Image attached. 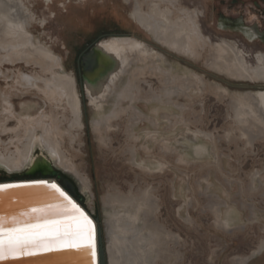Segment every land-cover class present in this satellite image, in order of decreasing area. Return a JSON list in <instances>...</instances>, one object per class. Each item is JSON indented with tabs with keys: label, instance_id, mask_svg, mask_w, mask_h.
<instances>
[{
	"label": "rangeland",
	"instance_id": "374dc122",
	"mask_svg": "<svg viewBox=\"0 0 264 264\" xmlns=\"http://www.w3.org/2000/svg\"><path fill=\"white\" fill-rule=\"evenodd\" d=\"M6 1L12 3L16 0ZM19 1L22 3L19 11L24 19L23 27L35 46L57 56L62 63L60 72L74 80L82 128L71 131L68 113L55 107L51 109L35 90V95L19 93L20 96L12 90L17 77L33 76L34 72L40 75L36 66L22 62L15 65L4 63L0 65V111L4 106L2 98L10 94L16 117L9 120L0 114L3 119L0 122V157L16 156L14 144L20 149L26 146L24 140L21 144L14 141V137L23 136V132L11 131L16 128L19 118L31 115L35 119L45 112L48 118L43 117L44 123L49 124L53 118L58 129L69 131L71 137L58 138L59 147L72 168L87 181L88 190L49 159L50 162L49 153L40 145L34 147L30 163L25 168L9 172L0 167V183L29 179V173L35 172L32 162L37 159L47 173H54L48 165L56 166L58 171L67 175L63 177L71 186L75 200L98 221L104 250L108 245L104 199L114 195L130 198L139 206L141 203L140 207L147 210L130 221L152 239L148 243L149 249L137 244L142 251L135 260L137 264H152V261L154 264H235L239 256L244 257L259 246L264 240V138L257 136L255 131L243 129L244 122H238L230 102L221 97V90L235 95L264 92V87L235 82L207 69L202 61L195 62L161 47L133 21L135 0ZM179 1L183 8L201 15L198 23L205 37L213 43L225 39L235 44L247 65L255 66V56L264 53V1ZM142 9L146 10L144 6ZM237 21L242 25L235 24ZM240 26H255L261 36L251 40ZM111 34L127 35L156 46L158 49L154 51L165 57L166 64L160 62L163 66L172 67L173 72L179 69L180 74L196 75L200 82L189 85L183 76L178 78L169 101L165 100L160 106L149 103L154 97L161 96L159 79L146 75L141 78L139 95L133 106L146 115L148 121L135 125L128 119L130 116L121 115L111 121L110 131L106 128L101 132L94 131L92 120L96 114L86 101L83 106L79 93L78 62L90 51L93 43ZM167 82L168 78L165 79ZM21 105L29 110H23ZM122 105L128 104L122 102ZM137 115L133 116L135 121ZM43 131V125H40L32 133L35 138H40ZM153 132H157L155 139L147 137ZM129 135L138 138L137 142L128 138ZM73 137L75 139L71 142ZM132 148L137 150L134 154ZM47 178L58 182L52 176ZM150 200L154 206L149 204ZM135 207L116 206L122 209L117 214L119 220L124 219L123 213L127 209L138 211ZM113 250L120 251L116 264H125L126 250L115 244ZM249 264H264V253Z\"/></svg>",
	"mask_w": 264,
	"mask_h": 264
},
{
	"label": "bare ground",
	"instance_id": "6f19581e",
	"mask_svg": "<svg viewBox=\"0 0 264 264\" xmlns=\"http://www.w3.org/2000/svg\"><path fill=\"white\" fill-rule=\"evenodd\" d=\"M44 1L46 3L49 2V0ZM135 3V12L133 14L135 22L161 47L175 52L176 54L186 56L195 62L202 61L207 69L226 76L231 80H235V82H249L254 85H259V87H264V53H258L255 56L254 60H256V64L254 67L248 66L235 44L225 39H221L218 43H213L210 38L205 37L199 28L197 13L183 8L177 0H135ZM20 6H22V3L19 0L13 1L12 3H7L5 0L0 1V65L4 63L15 65L18 63L21 64L22 62L27 66H36L41 72L40 75L34 72L33 76L21 75L17 77L18 79L15 80L16 82H13V86L15 87L11 89L15 91L18 96H20L19 93H21V95L25 93L35 95L33 90L40 93L44 97L43 99L48 102L51 109L55 107L58 110H62V113H68L71 118L69 124V129L71 131H79L82 128V122L74 80L71 76L64 74V72H60L59 69L62 68V63L57 56L44 48L35 46L29 36L30 34H28L23 27L24 19L22 18V13L19 11ZM143 6L146 10L142 9ZM241 27L244 29L245 36L251 40L261 36L256 27L248 28L240 26V28ZM106 48H113L115 51L113 55L114 65L113 67L105 69L106 71L102 73L104 75L99 81H92L88 85L91 93L89 100L90 108L96 114V118L92 120L93 128L96 132H101L105 130V128L106 131H110L111 121L121 115L130 116L128 119L134 121L135 125L142 121H148L146 115L142 114L141 111L139 112L133 106L139 95V83L141 78H144L146 75L159 79V83L162 87L161 96L154 97L149 103L155 102L160 106H162L165 100L169 101L168 99L172 96V88H174V84L178 78L183 76L189 85H195L197 82H200L196 75L188 76V74L183 72V74H180L179 69V71L176 70V72H173L172 67L168 68V66H163L160 63L162 61L166 64L163 54L155 52L153 49H150V47H143L141 43H132L127 46V48H123V50L119 51L114 47L113 42H110L106 45ZM171 64L172 63H170V65ZM166 78L169 80L167 84L165 83ZM17 88H20V91H17ZM23 90L25 92H23ZM221 97H225L230 102L235 117L239 119L238 122L240 124L244 122L245 125L243 129H246V131H255L257 136H262L264 138V92H246L232 95L225 90H221ZM2 100L4 106L0 114L7 117L9 120L14 119V117H16V109L10 104V94L7 95V98H2ZM145 100L148 101L150 99ZM122 102H127L128 105L123 106ZM21 108L23 110H29V107L25 105H21ZM135 113L138 114L136 118L137 121L133 119ZM43 114L44 115L41 114L35 119H33L31 115H25V117L19 118L16 128L11 131L16 132L17 130H21L23 136L16 135L14 141H16L17 144H21L24 140L26 146L20 149L18 145L16 146L14 144L16 156L10 158L0 157V167H4L9 172L25 168L30 163L34 147L40 145L50 154L54 160V164L58 168L74 177L84 190H88L87 181L72 168V165L64 158L59 147L58 138H62L64 135L66 137H71L69 131L62 132L58 129V123L50 117L51 124L44 123L43 117H47V115H45V112ZM1 115L0 122L3 120ZM40 125L44 127L43 134L40 138H35L32 132L37 130ZM239 127L242 128V125H239ZM4 130L7 132L8 129L4 128ZM131 132L132 130H130V133ZM242 132L245 133V130ZM248 133L249 132H247V135ZM156 134L157 132H153V135L148 134L147 137H153L155 139ZM128 138L133 142H137L138 140V138L131 135H129ZM74 139V137L70 138L71 142H73ZM259 139V141H261V138ZM155 143L158 144L157 141H155ZM142 148H144V146ZM197 148L200 150L199 147ZM130 150L133 154L137 151H133V148ZM144 150L146 153H149V150ZM50 182L57 184L55 180H50ZM151 201L152 200H150L149 203L150 205L152 203ZM139 204L140 206L142 205L141 203ZM104 205L106 208L104 216L108 238L106 251L109 256V264H116L119 257L118 252L120 253V251L113 250L114 244L126 250L124 254L125 264H137L135 260L142 252L137 248V244H141L144 248L149 249L148 243L152 239V236L146 233L143 234L144 231L142 232L143 229L141 227L140 229L139 227L135 228V225L130 219L135 218L139 213L141 215L143 210L147 209H142L130 198L125 199L114 195H110L107 199H104ZM116 206H127L129 208L136 206L138 207V211L127 209L123 213L124 219L120 221L117 214H119L122 209H117ZM59 207L60 205H57L49 209ZM44 209L47 208L33 209L30 214H25L23 217L24 219L20 220H28L30 215H35L37 211ZM72 210L71 207L67 209V211ZM131 213L134 214L130 215ZM58 219L68 224H74L78 217L61 216L58 217ZM14 221L15 220H9L8 222L12 224ZM91 226L93 229L92 224ZM9 230L10 229L7 228L0 233L6 234ZM142 235L143 237L141 238L140 236ZM94 237L95 232L93 229L92 250L90 254L93 263L95 261ZM68 248L79 249L81 251L87 249L89 251L87 241L79 243L78 246H65L52 251L66 250ZM262 251H264V240L259 244L256 250L252 251L251 255L255 257L259 256ZM44 252L48 251H37L35 254ZM19 256L21 255H6L3 258L6 259ZM247 260V257H243L237 259L235 264H245ZM152 264H154V261H152Z\"/></svg>",
	"mask_w": 264,
	"mask_h": 264
},
{
	"label": "water",
	"instance_id": "95a60500",
	"mask_svg": "<svg viewBox=\"0 0 264 264\" xmlns=\"http://www.w3.org/2000/svg\"><path fill=\"white\" fill-rule=\"evenodd\" d=\"M113 42L114 47L119 51L123 48H127L132 43H141L143 47H150V49H158L156 46L142 42L136 38L129 37L127 35H105L102 36L96 43L91 45L90 51L78 62L81 75V85L83 89V106L84 101L90 107V90L89 84L92 81H99L103 77L106 68L113 67L114 63V50L107 49L106 45ZM80 73V72H79ZM48 158L54 162L52 157L48 154ZM38 159L32 162V168L34 173H29L32 177L36 173L42 175L40 179H28L20 181H7L1 182L0 187L12 186L6 188L4 191H0V224H5L1 231L9 228L12 225L8 221L24 219L25 214H30L33 209L51 208L61 205L64 202V198L60 195L61 192L64 196L75 204L77 208L83 212L87 217L95 232L94 237V263L91 259V251L85 249L81 251L79 249H63L58 251H48L44 253H38L34 255H21L19 257L1 258L0 264H109L108 252L103 249L101 240V230L98 226V221L94 219L72 196L73 190L69 183L65 180L63 187L58 183L50 182L47 177L50 173L46 172V168L38 164ZM3 170H6L4 167ZM69 176V175H68ZM49 181V182H48ZM55 185V188L51 187ZM59 189V191H57ZM71 207V205H69ZM94 223V224H93ZM2 234V233H0Z\"/></svg>",
	"mask_w": 264,
	"mask_h": 264
},
{
	"label": "snow or ice",
	"instance_id": "6c2138e0",
	"mask_svg": "<svg viewBox=\"0 0 264 264\" xmlns=\"http://www.w3.org/2000/svg\"><path fill=\"white\" fill-rule=\"evenodd\" d=\"M12 186L0 187V191ZM51 187L55 188V185ZM59 191V189H57ZM59 208L44 209L30 215L28 220H16L9 225L6 234H0V258L6 255H32L37 251H52L60 247L78 246L87 241L89 251L92 250L93 229L91 221L75 204L64 196ZM71 205L72 211H67ZM77 218L74 224H68L58 217ZM4 225L0 224V229Z\"/></svg>",
	"mask_w": 264,
	"mask_h": 264
},
{
	"label": "flooded vegetation",
	"instance_id": "af4514ba",
	"mask_svg": "<svg viewBox=\"0 0 264 264\" xmlns=\"http://www.w3.org/2000/svg\"><path fill=\"white\" fill-rule=\"evenodd\" d=\"M128 1H132L133 2V0H128ZM181 5H183L179 0H177ZM262 1H264V0H262ZM262 14H263V16H264V9L262 10ZM200 16L201 15H198L197 14V17H198V20H200L201 21V19H200ZM131 17H132V19H133V21L135 22V19H134V16L133 15H131ZM235 21H232V23H234ZM137 24V23H136ZM235 24H240V22L239 21H237V23H235ZM199 27H201V30H202V26H201V24H199ZM252 27H255V26H249L248 28H252ZM143 30V29H142ZM144 31V30H143ZM203 31V30H202ZM145 32V31H144ZM146 33V32H145ZM147 34V33H146ZM148 35V34H147ZM149 37H151L150 35H148ZM154 41V40H153ZM80 75H81V70H80ZM78 87H79V93L81 94V97H82V100H83V89H82V85H81V80H80V78H79V80H78ZM15 106V105H14ZM48 160H49V158H48ZM50 161V160H49ZM51 162V161H50ZM48 167H50L49 168V170L50 171H54V173L53 172H49L50 173V175L48 176V177H54V178H56L57 180H58V182H60V183H58L61 187H63L64 185H63V182L66 180L64 177H63V175L64 176H67L64 172H62V171H58L57 170V167L56 166H53L52 165V167H51V165H48ZM48 170V169H47ZM28 176H31V175H28ZM35 177H37L38 179H40V178H42V175L41 174H39V173H36V175H35ZM31 178H33L32 176H31ZM67 181V180H66ZM72 196H73V198L75 199L76 198V196H75V194H74V192L72 193ZM258 248V245H257V247L256 248H254V249H257ZM253 249V250H254ZM252 250V251H253ZM252 251H250L247 255H245L244 257H247L248 258V260H247V262L245 263V264H249V262L252 260V259H254V258H258V257H261V255L264 253V251H262L261 253H260V255L259 256H253V255H251L252 254ZM253 256V257H252ZM241 257H243V256H239L238 258H241Z\"/></svg>",
	"mask_w": 264,
	"mask_h": 264
},
{
	"label": "trees",
	"instance_id": "16d2710c",
	"mask_svg": "<svg viewBox=\"0 0 264 264\" xmlns=\"http://www.w3.org/2000/svg\"><path fill=\"white\" fill-rule=\"evenodd\" d=\"M27 178H29V179H31V176L29 177V176H27ZM4 179H6V178H4ZM28 180V179H27ZM79 201V200H78Z\"/></svg>",
	"mask_w": 264,
	"mask_h": 264
}]
</instances>
